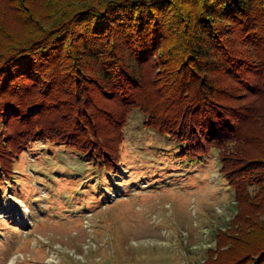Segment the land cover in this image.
I'll list each match as a JSON object with an SVG mask.
<instances>
[{
	"label": "trees",
	"instance_id": "trees-1",
	"mask_svg": "<svg viewBox=\"0 0 264 264\" xmlns=\"http://www.w3.org/2000/svg\"><path fill=\"white\" fill-rule=\"evenodd\" d=\"M134 110L218 153L238 210L201 264H264V0H0V174L34 141L110 170Z\"/></svg>",
	"mask_w": 264,
	"mask_h": 264
},
{
	"label": "rangeland",
	"instance_id": "rangeland-1",
	"mask_svg": "<svg viewBox=\"0 0 264 264\" xmlns=\"http://www.w3.org/2000/svg\"><path fill=\"white\" fill-rule=\"evenodd\" d=\"M144 120L129 113L110 170L65 145L28 144L0 174V264H201L238 210L234 191L216 150L183 157Z\"/></svg>",
	"mask_w": 264,
	"mask_h": 264
},
{
	"label": "built area",
	"instance_id": "built-area-1",
	"mask_svg": "<svg viewBox=\"0 0 264 264\" xmlns=\"http://www.w3.org/2000/svg\"><path fill=\"white\" fill-rule=\"evenodd\" d=\"M18 258H22V256L21 255L14 256V260H17Z\"/></svg>",
	"mask_w": 264,
	"mask_h": 264
}]
</instances>
